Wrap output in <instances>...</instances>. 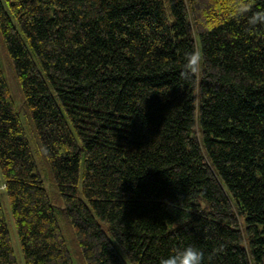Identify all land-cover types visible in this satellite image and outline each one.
I'll return each instance as SVG.
<instances>
[{
	"label": "trees",
	"instance_id": "1",
	"mask_svg": "<svg viewBox=\"0 0 264 264\" xmlns=\"http://www.w3.org/2000/svg\"><path fill=\"white\" fill-rule=\"evenodd\" d=\"M0 35L84 264H264V0H0ZM35 168L0 67V264L3 194L24 264H74Z\"/></svg>",
	"mask_w": 264,
	"mask_h": 264
},
{
	"label": "rangeland",
	"instance_id": "2",
	"mask_svg": "<svg viewBox=\"0 0 264 264\" xmlns=\"http://www.w3.org/2000/svg\"><path fill=\"white\" fill-rule=\"evenodd\" d=\"M0 67L2 69L11 96L15 101L17 112L20 115V119L22 121L25 130L26 138L28 140L30 149L32 151L35 160V164H36L35 172L41 177L44 187L49 195L58 223L65 238L67 247L72 255L73 263L84 264L82 254L77 246V242L75 240L74 233L71 228V224L66 214L63 203L60 201L59 191L57 189L51 169L47 163L45 154L41 147L40 140L36 134L32 122L31 114L27 109L25 99L23 97L20 86L16 79L15 72L13 70L12 64L10 62V58L5 49L1 35H0ZM0 188H3L1 184H0ZM79 195L81 198H83L81 193V183L79 184ZM1 201L5 213L7 229L10 235L11 244L17 264H24L20 244L16 235L15 225L11 216L9 204L5 194H3Z\"/></svg>",
	"mask_w": 264,
	"mask_h": 264
},
{
	"label": "clouds",
	"instance_id": "3",
	"mask_svg": "<svg viewBox=\"0 0 264 264\" xmlns=\"http://www.w3.org/2000/svg\"><path fill=\"white\" fill-rule=\"evenodd\" d=\"M191 54H189L190 58ZM203 254L198 248L188 246L165 257L161 264H202Z\"/></svg>",
	"mask_w": 264,
	"mask_h": 264
}]
</instances>
